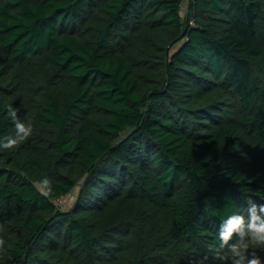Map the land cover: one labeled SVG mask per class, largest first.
<instances>
[{
    "label": "trees",
    "instance_id": "16d2710c",
    "mask_svg": "<svg viewBox=\"0 0 264 264\" xmlns=\"http://www.w3.org/2000/svg\"><path fill=\"white\" fill-rule=\"evenodd\" d=\"M183 2L0 0V264H264V0Z\"/></svg>",
    "mask_w": 264,
    "mask_h": 264
},
{
    "label": "clouds",
    "instance_id": "9594fccd",
    "mask_svg": "<svg viewBox=\"0 0 264 264\" xmlns=\"http://www.w3.org/2000/svg\"><path fill=\"white\" fill-rule=\"evenodd\" d=\"M18 109L13 108L12 105H7V115L11 118L14 128V135H5L0 137V149L11 150L17 147L20 143L26 141L33 133V124L28 121L25 122L21 120L17 115ZM41 189H47L51 191V182L45 177L37 182ZM264 211V208L261 209ZM257 218L253 216L252 221L246 225L248 230L252 234L251 245L255 246L258 242L264 244V223L257 224ZM245 221L242 216L232 214L228 216L227 219L223 220L220 229V238L222 242L226 243L229 241L234 234H239L241 237L245 234ZM0 231H3L2 226H0ZM5 245V240L0 237V250L3 249ZM249 244H243L241 246H233L231 253L233 257H238L234 260V264H244L245 255L244 251L249 248ZM254 258L249 260L247 264H261L258 258H255V253H253Z\"/></svg>",
    "mask_w": 264,
    "mask_h": 264
},
{
    "label": "rangeland",
    "instance_id": "374dc122",
    "mask_svg": "<svg viewBox=\"0 0 264 264\" xmlns=\"http://www.w3.org/2000/svg\"><path fill=\"white\" fill-rule=\"evenodd\" d=\"M184 6V11H185V7L186 5H183ZM183 10V9H182ZM184 11L182 13H184ZM176 48V45L173 46L172 49ZM75 191L74 190L72 193L62 197L58 202H61L62 203V207L63 208H68L74 201V198H75Z\"/></svg>",
    "mask_w": 264,
    "mask_h": 264
},
{
    "label": "built area",
    "instance_id": "2783aa9c",
    "mask_svg": "<svg viewBox=\"0 0 264 264\" xmlns=\"http://www.w3.org/2000/svg\"><path fill=\"white\" fill-rule=\"evenodd\" d=\"M183 5H186V7H185V11H186V9H187V0H184V2L182 3V8H181V10H182V12L184 11V6ZM185 11H184V13H185ZM184 13H182V14H184Z\"/></svg>",
    "mask_w": 264,
    "mask_h": 264
}]
</instances>
